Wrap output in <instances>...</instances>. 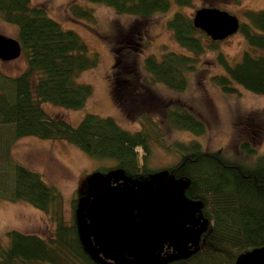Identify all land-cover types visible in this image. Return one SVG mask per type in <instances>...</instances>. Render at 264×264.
<instances>
[{"label":"trees","instance_id":"trees-1","mask_svg":"<svg viewBox=\"0 0 264 264\" xmlns=\"http://www.w3.org/2000/svg\"><path fill=\"white\" fill-rule=\"evenodd\" d=\"M87 1L104 4L120 14L140 17L167 13L173 3L190 4V0ZM70 9L77 18L94 17L91 8L72 5ZM243 16L238 31L249 48L243 50L240 60L234 64L219 52L217 62L224 71L212 80L224 93H234L236 85H240L264 95V9H246ZM0 18L17 27L16 39L26 63L24 71L16 76L0 69V199L29 203L46 213L55 224L52 235L47 238L17 230L7 231L6 240L0 236V264H107L86 247L81 220L85 215L83 222L87 220L85 226L89 228L87 211L78 210L73 200V213L70 221H66L61 193L38 172L11 156L14 142L26 136L64 140L91 157L113 159L115 165L105 171L115 169L125 182L143 188L149 184L146 180L151 175L163 170L177 180L184 179L186 184L176 197L189 203L185 223H192L190 218L196 216L202 228L196 229L192 236L183 231L180 243L191 240L198 245L162 264H235L240 254L264 246V154L258 155L252 166H242L219 152L204 150L196 140H167L148 111L154 104L159 107L161 100L144 86L140 91L141 100L149 109L139 111L134 99V93L139 90L129 88L134 76L123 74L126 67L115 72L120 78L119 84L113 80L112 96L120 108L126 109L122 90H130L139 129L126 130L112 117L93 113H86L76 126L60 115L47 114L41 105L43 102L73 110L84 106L92 95V87L78 82L77 78L81 72L97 65L98 54L90 51L73 29L64 28L50 17L44 7L31 6L30 0H0ZM167 26L175 41L193 55L174 51L163 53L160 59L149 55L144 60V69L151 82L181 91L187 86L185 72L195 67L194 55L207 48L215 49L217 41L209 40L208 44L205 33L195 28L192 18L181 11L174 12ZM165 115L173 128L195 135L206 131L201 120L181 107H168ZM152 144L173 153L179 162L165 168H150L147 160ZM241 145L247 154H255L247 142ZM120 258L130 264L124 254Z\"/></svg>","mask_w":264,"mask_h":264},{"label":"rangeland","instance_id":"rangeland-1","mask_svg":"<svg viewBox=\"0 0 264 264\" xmlns=\"http://www.w3.org/2000/svg\"><path fill=\"white\" fill-rule=\"evenodd\" d=\"M30 4L44 7L48 15L64 28L73 29L85 41L90 51L98 54L99 59L95 67L81 72L77 78L78 82L90 84L92 87V95L84 106L73 110L43 102L41 105L47 114L60 115L73 126H76L86 113L110 116L122 128L135 131L140 128L134 119L137 109L139 111L149 109L141 100L140 94L143 87L148 86L162 103L159 107L154 104L153 110L151 108L148 111L161 126L167 140L180 142L196 140L204 150L219 152L242 166H252L256 157L264 154V95L255 94L240 85H236V92L224 93L212 80L214 75L224 71L217 62L219 52L234 64L240 60L243 50L249 48L239 31L217 41L215 49L207 48L201 54L194 55L195 67L185 72L187 86L184 90L176 91L162 83L151 82L149 74L144 69V60L149 55H154L157 59L168 51L193 55L175 41L172 31L167 26V21L175 11H181L193 18L197 9L215 7L235 15L241 22L244 21V10L264 9V0H190L188 5L178 6L173 3L167 13H157L149 17L120 14L109 6L87 0H30ZM72 5L91 8L94 17L92 19L75 17L70 9ZM17 32L15 25L0 18V34L16 39ZM205 35L207 36L205 40L209 44L211 39ZM129 64L132 65L128 67ZM25 67L23 54L12 60H0L1 71L10 76L20 74ZM120 67L127 68L123 70V74L130 73L131 77L134 76L129 88L139 90L134 93V99L140 109L132 108L133 98L130 90H122L126 109L120 108L112 96L113 80L119 84L120 74L115 72ZM174 106L186 109L201 120L206 126L205 133L195 135L190 131L170 126L165 109ZM243 142H247L249 147L255 149L254 155L244 151L241 145ZM11 156L26 168L38 172L46 183L61 193L62 213L66 221L71 219L73 200H76L78 210L83 212L82 207H85L87 201L103 183L112 186L131 184L125 182L119 171L104 170L115 165L113 159L91 157L64 140L21 137L12 145ZM178 162L179 158L173 153L158 145H151L147 160L150 168H165ZM146 181L162 185V191L170 198H177L176 194L186 184L184 179L177 180L165 170L151 175ZM83 219L81 231L87 249L107 264H126L124 262L126 260L120 258V253L107 252L94 243L85 226L88 222L84 220L86 221L84 224ZM190 220L197 225L187 222L183 226V231L189 232V236H192L196 229L202 228V225H198L199 217L192 216ZM54 227L55 224L46 213L29 203L0 199V236L4 240L9 230L36 233L47 238L52 235ZM197 245L191 240L182 243L165 242L160 249L153 251L149 258L125 256L130 259V264H162L168 259L190 252Z\"/></svg>","mask_w":264,"mask_h":264},{"label":"water","instance_id":"water-1","mask_svg":"<svg viewBox=\"0 0 264 264\" xmlns=\"http://www.w3.org/2000/svg\"><path fill=\"white\" fill-rule=\"evenodd\" d=\"M192 22L213 41L226 39L240 25L235 15L215 7L197 9ZM21 53L17 39L0 34V60H12ZM82 210L88 213V232L97 246L110 253L146 259L165 242H181L189 203L168 197L154 183L145 188L103 183ZM235 264H264V246L240 254Z\"/></svg>","mask_w":264,"mask_h":264}]
</instances>
